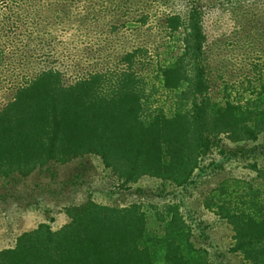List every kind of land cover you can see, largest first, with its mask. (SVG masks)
Listing matches in <instances>:
<instances>
[{
    "label": "trees",
    "instance_id": "1",
    "mask_svg": "<svg viewBox=\"0 0 264 264\" xmlns=\"http://www.w3.org/2000/svg\"><path fill=\"white\" fill-rule=\"evenodd\" d=\"M217 1L178 0L160 27L153 26L181 35L173 58L154 70L161 89L175 99L171 104L147 107L149 90L155 88L143 76L150 53L145 45L123 48L113 67L77 71L72 81L57 65H47L25 82L0 109V179L97 155L124 187L143 177L184 186L212 137L225 135L233 143L258 139L264 133V81L252 84L258 96L247 101L219 103L208 94L202 65L205 12ZM148 18L144 12L137 19L140 33ZM118 23L112 22L111 29ZM0 25L7 27V14L0 15ZM35 34L37 42L51 43L43 31ZM238 203L212 198L207 205L232 226L231 250L249 264H264V195L257 190L252 200L243 197ZM166 210L157 212L165 230L160 236L149 232L138 202L114 206L88 200L69 206L67 223L57 229L41 223L22 233L14 246L0 251V264H157L159 256L164 264H214L190 241L178 208Z\"/></svg>",
    "mask_w": 264,
    "mask_h": 264
},
{
    "label": "rangeland",
    "instance_id": "2",
    "mask_svg": "<svg viewBox=\"0 0 264 264\" xmlns=\"http://www.w3.org/2000/svg\"><path fill=\"white\" fill-rule=\"evenodd\" d=\"M169 2L0 0V15L8 16L7 27L0 25V109L47 65H57L72 81L77 71L113 67L115 55H120L123 48L131 50L140 45L149 47L150 53L156 50L151 61L147 60L150 53L145 58L143 76L155 88L149 90L147 107L173 103L175 99L161 89L163 82L154 73L180 46L181 35L169 36L166 30L153 27H160L166 10L173 9L178 0ZM216 3L205 12L207 37L202 65L211 86L208 94L219 103L247 101L250 96H258L252 84L264 81V0ZM118 4L121 10L116 9ZM144 12L149 18L141 34L137 19ZM107 14L114 19L104 21ZM116 20L117 27L111 29ZM35 30L43 31V39L51 43L37 42ZM208 145L199 167L184 186L143 177L124 187L97 155L66 164L51 162L27 177L0 179V251L14 246L19 235L41 223L60 228L70 219L66 212L69 206L88 200L114 206L138 202L146 212L150 233L163 235L164 224L157 212L174 206L186 224V232L191 233L190 241L206 251L214 264H249L231 250L232 226L207 202L212 198L229 199L239 201L241 206L243 197L252 200L257 190L264 195V173L260 175L264 171V133L254 141L239 143L221 135L212 137ZM157 264H164L161 256Z\"/></svg>",
    "mask_w": 264,
    "mask_h": 264
}]
</instances>
